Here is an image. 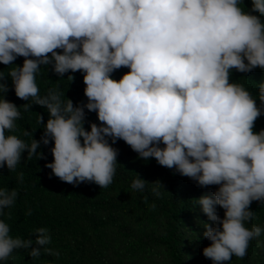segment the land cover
Returning <instances> with one entry per match:
<instances>
[{"label":"clouds","instance_id":"1","mask_svg":"<svg viewBox=\"0 0 264 264\" xmlns=\"http://www.w3.org/2000/svg\"><path fill=\"white\" fill-rule=\"evenodd\" d=\"M249 4L264 16V0H0V64L24 58L7 75L15 96L31 101L17 107L3 98L8 87L0 71V168L15 172L25 151L28 159L42 156L37 149L50 138L53 160L45 167L52 174L68 184L106 188L118 155L107 138L123 140L142 159L154 158L200 187L217 186L196 200L211 222L203 224L210 244L202 254L213 264L243 259L264 232L246 226L255 216L251 203H264V129L253 131L264 114V83L258 105L242 84L230 82L233 69L264 70V23L242 9ZM49 64L59 76L83 73L86 104L62 99L58 87L40 94L36 76ZM121 67L129 71L112 79ZM33 103L46 108L49 119L39 141L23 131L31 138L26 142L12 133L21 108L28 112ZM85 109L100 122L90 130L83 127ZM17 178L22 182L24 173ZM146 183L137 175L131 188L142 191ZM162 187L156 181L153 191L159 195ZM17 195L0 188V215ZM9 233L0 220V260L29 248L35 259L41 249L33 243H51L46 228L35 230L34 241Z\"/></svg>","mask_w":264,"mask_h":264},{"label":"trees","instance_id":"2","mask_svg":"<svg viewBox=\"0 0 264 264\" xmlns=\"http://www.w3.org/2000/svg\"><path fill=\"white\" fill-rule=\"evenodd\" d=\"M242 9L260 16L251 11L252 4ZM260 20L264 23V16H260ZM23 59L17 57L12 65L0 64L8 87L3 98L17 107L31 101L15 96L7 71L9 67L22 66ZM128 71L121 67L111 74V78L118 81ZM69 75L74 77L72 81L68 80ZM230 82L242 84L259 105V86L264 83V70L257 67L241 73L233 69ZM36 83L41 95L58 87L64 94L62 99L72 100L74 106L87 103L80 71L59 76L51 64L41 65ZM38 117H42V121ZM47 119L46 108L34 103L28 112L21 108V118L16 121L17 127L12 134L26 142L31 138L39 141L44 135ZM90 123L100 124L96 113L85 109V130H90ZM262 129L264 114L255 121L253 131ZM25 130L32 133L31 138L22 135ZM107 139L118 150V155L113 182L106 188L90 182L68 184L52 174L51 169L45 167L53 160L50 138L47 145L41 143L37 149L42 156L34 155L28 159L25 151L15 172L0 168V188L15 189L18 193L14 205L5 208L0 215V220L10 227L9 234L13 238L34 241L35 230L46 228L51 235L49 245L33 243L31 246L41 249L38 258L30 257L31 248L15 249L7 260H0V264H213L202 254L203 248L210 244L203 237V224L211 222L196 200L201 195L211 194L217 186L200 187L175 169L160 166L154 158H140L123 140L112 144L111 139ZM19 172L24 173L22 182L17 178ZM137 175L147 182L142 191L131 188ZM156 181L163 186L159 195L153 191ZM29 211L31 215L27 214ZM250 211L255 216L246 226L264 229V203L253 201ZM216 212L223 218V209L216 206ZM43 248L59 252V256L49 255ZM223 264H264V232L250 242L243 259L233 256Z\"/></svg>","mask_w":264,"mask_h":264}]
</instances>
